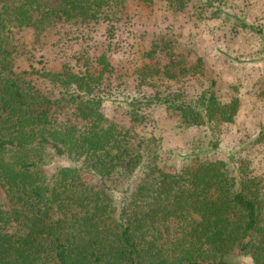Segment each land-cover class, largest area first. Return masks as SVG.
<instances>
[{
  "label": "trees",
  "instance_id": "16d2710c",
  "mask_svg": "<svg viewBox=\"0 0 264 264\" xmlns=\"http://www.w3.org/2000/svg\"><path fill=\"white\" fill-rule=\"evenodd\" d=\"M131 1L0 0V186L7 198L0 201V264H244L235 259L243 253L264 264V176L251 161L230 166L195 153L171 171L162 137L142 130L157 105L175 112L183 128L234 122L238 96L223 101L215 80L191 98L178 90L130 94L128 120L120 123L103 109L100 87L114 74L106 56L96 72L67 64L56 72L17 69V29L110 22ZM138 1L179 11L192 0ZM199 3L192 4L199 15L230 16L222 2ZM169 42L142 55L150 61L135 70L140 85L201 66V59L176 71L174 59L164 69L154 65L157 47ZM33 73L57 85L58 96L38 88Z\"/></svg>",
  "mask_w": 264,
  "mask_h": 264
},
{
  "label": "rangeland",
  "instance_id": "374dc122",
  "mask_svg": "<svg viewBox=\"0 0 264 264\" xmlns=\"http://www.w3.org/2000/svg\"><path fill=\"white\" fill-rule=\"evenodd\" d=\"M48 1L52 6L58 3ZM204 1L192 0L185 9L171 11L162 2L135 0L120 18L110 22L81 26L57 22L40 32L32 27L17 29L15 42L21 54L16 67L19 71L34 67L56 72L67 64L76 72H96L99 59L106 56L114 74L100 87L103 109L111 121L120 123L128 120L130 94L178 90L191 98L215 80L223 101L234 95L240 99L234 122L183 128L175 112L157 105L147 110L150 121L143 132L162 137L161 158L168 170L178 171L189 155L196 153L203 159L225 160L230 166L248 158L255 172L264 176V0H214L218 7L222 2L228 17L221 12L215 15L212 9L199 15L192 4ZM245 23L252 28L243 26ZM167 40L170 42L154 52V65L164 69L174 59L179 62L172 68L176 71L180 65L196 66L201 59V66L188 69L179 78L163 74L152 84L140 85L135 70L150 61L142 55ZM169 46H173L172 51ZM117 75L120 78L115 79ZM30 78L42 91L58 96L60 88L49 79L37 73ZM214 141L217 147L212 146ZM6 200L0 186V201ZM235 259L254 264L249 253L238 254Z\"/></svg>",
  "mask_w": 264,
  "mask_h": 264
}]
</instances>
